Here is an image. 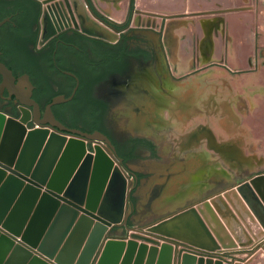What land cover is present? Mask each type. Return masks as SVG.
Here are the masks:
<instances>
[{
  "label": "water",
  "instance_id": "1",
  "mask_svg": "<svg viewBox=\"0 0 264 264\" xmlns=\"http://www.w3.org/2000/svg\"><path fill=\"white\" fill-rule=\"evenodd\" d=\"M85 2L115 32L129 25L133 0ZM39 14L36 0H0V242L10 256L28 264H223L178 248L226 255L261 248L264 173L161 218L138 210L154 177L133 174L123 163L181 159L165 139L132 136L126 102L105 116L111 101L103 90L113 74L154 70L151 44L131 30L114 46L66 30L35 51ZM16 194L30 196L27 208L6 215ZM44 206L49 215L60 208L56 221L69 215L57 246L40 242L34 231ZM126 231L162 243H137Z\"/></svg>",
  "mask_w": 264,
  "mask_h": 264
},
{
  "label": "rangeland",
  "instance_id": "2",
  "mask_svg": "<svg viewBox=\"0 0 264 264\" xmlns=\"http://www.w3.org/2000/svg\"><path fill=\"white\" fill-rule=\"evenodd\" d=\"M129 25L157 48L160 87L157 80L156 97L129 95L110 113L126 102L132 136L165 139L181 161L160 164L159 172L126 167L154 177L148 193L158 188L155 202L172 184L185 196L176 206L140 212L161 218L264 173V0H133ZM138 104L145 108L136 115ZM179 107L189 116L171 123ZM203 146L200 166L194 161ZM237 250L216 254L227 264H264V244L253 254Z\"/></svg>",
  "mask_w": 264,
  "mask_h": 264
},
{
  "label": "flooded vegetation",
  "instance_id": "3",
  "mask_svg": "<svg viewBox=\"0 0 264 264\" xmlns=\"http://www.w3.org/2000/svg\"><path fill=\"white\" fill-rule=\"evenodd\" d=\"M40 3V14L37 22L39 32L36 40L35 51H39L48 41L66 30H72L86 38L99 40L105 44L114 46L119 40V35L125 34L131 30L133 36H136L135 30L128 25L127 28L115 32L107 24L95 17L87 7L85 0H36ZM89 21V22H88ZM106 34L104 36L103 34ZM155 53L154 68L157 60V48L151 47ZM153 65L144 66L124 75L113 74L103 92L111 101L105 114L107 116L114 105L125 97L131 99L139 98L142 91L147 92V96L156 97L155 82L157 73L152 70ZM155 72V74L153 73ZM145 108L138 104L135 107L136 115ZM141 122V119L139 123ZM33 124H28L32 127ZM135 126L142 129L141 126ZM126 166V163H123ZM132 172V171H131ZM133 173V172H132ZM134 174V173H133Z\"/></svg>",
  "mask_w": 264,
  "mask_h": 264
},
{
  "label": "crops",
  "instance_id": "4",
  "mask_svg": "<svg viewBox=\"0 0 264 264\" xmlns=\"http://www.w3.org/2000/svg\"><path fill=\"white\" fill-rule=\"evenodd\" d=\"M203 148H204L203 149L204 151H203L202 155H200L202 157L201 158L198 157L194 161L195 164L200 165V166H203V164H204L203 159H204V154L206 152L205 151L206 147L203 146ZM158 165H160V164H155L156 167L155 166L152 167V168L157 169L156 172H159V169H160V167ZM186 172L188 173V171H186ZM133 173L139 174V173H135V172H133ZM171 174L174 175L173 172ZM171 174L169 176H172ZM140 175H143V174L140 173ZM169 176H168V178H169ZM156 188H157L156 186L153 189L151 188L150 194L149 193L147 194L148 199L146 198L147 200L145 199L144 204L138 208L139 211L142 209L143 210L144 209L149 210V208L151 210H153V209H155V207L156 208L158 207L157 209L163 210V209H166V207H170L172 205H175V206L178 205L179 200H181V199H183V201H184V197H185L184 193L183 194L180 193V190H182V189H180L179 187H175V184L174 185L172 184V186H170L167 189V194L164 195V199L162 200V202H155L156 201L155 200L156 194L158 191V188L157 189ZM155 189H156V191H155ZM192 190H195V188L193 187L192 189H190V191H192ZM5 192H6V195H11L12 194V188L8 187ZM41 193H43V189L41 190ZM2 201H3V197H1V199H0V206L2 204H4ZM29 201H30L29 195L26 196L24 199L20 200V194H16L12 198V201L10 202V204L8 206V209L6 211L7 212L6 215H9L12 212V210L14 209V207L22 208V206L24 204H27ZM151 207H154V208H151ZM26 208H27V206H23V208L21 209L20 212L22 214H24ZM35 208L33 209V211H31L26 216L25 223L23 224L24 229H26L28 223L33 218ZM58 208L53 212V214L49 215V207L44 206V207H42V209H40V211L37 213V215L33 219V224H34L33 227H34V231L36 232V235H39L40 242L44 238H47L48 240L45 243H47L49 247L57 246V241L60 239L62 233L65 231V229H67V226L69 224L68 223L69 222V215L66 213H63L61 216H59V219L56 221V219L59 215V210H60V208L59 209ZM18 214H19V212H18ZM16 220L19 221V218L17 217ZM53 224H54V226H53ZM69 231H71V229ZM135 235L136 234H133V232L126 231L125 238L134 239L137 241V243H142V242L146 243L148 246L159 245L160 243H162L161 241H157L155 239H152L151 237L139 235V238L138 237L136 238L137 235L136 236ZM68 236L69 235L67 234L66 237L62 240V242L58 245L57 253L60 252L61 249L66 245V240H67ZM178 249H179L178 251L181 253H184L187 251L188 253H190L196 257H202L204 259L210 258L213 261H217L220 259V261L223 264H227L226 263L227 258L226 257L222 258L220 255H217V254H208V253L197 254V253L192 252L189 249H181V247ZM10 255H11L10 249H8L4 244H2L0 242V264H28L26 262L22 263L19 258H17V257L12 258ZM76 260H77V258H75V262H76ZM178 264H179V259H178Z\"/></svg>",
  "mask_w": 264,
  "mask_h": 264
},
{
  "label": "bare ground",
  "instance_id": "5",
  "mask_svg": "<svg viewBox=\"0 0 264 264\" xmlns=\"http://www.w3.org/2000/svg\"><path fill=\"white\" fill-rule=\"evenodd\" d=\"M169 115V114H168ZM188 112L187 114H185V112L183 111V109L181 110L180 107L179 109L176 110V113H174V115L170 116V121L171 123H179V122H183V120L186 119V117H188ZM166 117V116H165ZM154 118H156V121H158V117L157 116H154ZM167 118V117H166ZM166 118H164V120H166ZM144 123V122H143ZM158 123V122H157ZM163 123V122H162ZM161 123V124H162ZM203 176H206V174H201ZM195 178H198L199 179V175L197 174V176ZM186 180V179H185ZM203 180V183L205 182L206 178H202ZM196 182V181H195ZM258 260V259H257Z\"/></svg>",
  "mask_w": 264,
  "mask_h": 264
},
{
  "label": "built area",
  "instance_id": "6",
  "mask_svg": "<svg viewBox=\"0 0 264 264\" xmlns=\"http://www.w3.org/2000/svg\"><path fill=\"white\" fill-rule=\"evenodd\" d=\"M183 249H185V248H183ZM192 252L197 253V254H205L204 252H198V251H193V250H192Z\"/></svg>",
  "mask_w": 264,
  "mask_h": 264
}]
</instances>
